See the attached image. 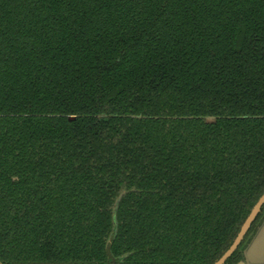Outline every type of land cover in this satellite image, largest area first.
I'll use <instances>...</instances> for the list:
<instances>
[{
	"label": "trees",
	"instance_id": "1",
	"mask_svg": "<svg viewBox=\"0 0 264 264\" xmlns=\"http://www.w3.org/2000/svg\"><path fill=\"white\" fill-rule=\"evenodd\" d=\"M263 193L264 0H0V264H215Z\"/></svg>",
	"mask_w": 264,
	"mask_h": 264
},
{
	"label": "water",
	"instance_id": "2",
	"mask_svg": "<svg viewBox=\"0 0 264 264\" xmlns=\"http://www.w3.org/2000/svg\"><path fill=\"white\" fill-rule=\"evenodd\" d=\"M214 121H208V124H212ZM264 205V193L259 198L253 209L251 210L250 214L246 218L245 222L241 226L239 233L237 234L235 240L233 241L232 245L229 249L223 254V256L215 263V264H225V262L232 256V254L236 251L238 246L240 245L241 241L243 240L244 236L248 232L249 228L251 227L252 223L254 222L255 218L257 217L260 209Z\"/></svg>",
	"mask_w": 264,
	"mask_h": 264
},
{
	"label": "crops",
	"instance_id": "3",
	"mask_svg": "<svg viewBox=\"0 0 264 264\" xmlns=\"http://www.w3.org/2000/svg\"><path fill=\"white\" fill-rule=\"evenodd\" d=\"M244 264H264V223L244 253Z\"/></svg>",
	"mask_w": 264,
	"mask_h": 264
}]
</instances>
